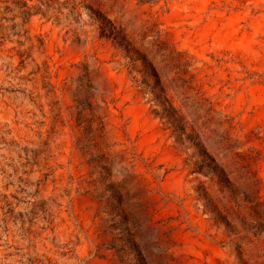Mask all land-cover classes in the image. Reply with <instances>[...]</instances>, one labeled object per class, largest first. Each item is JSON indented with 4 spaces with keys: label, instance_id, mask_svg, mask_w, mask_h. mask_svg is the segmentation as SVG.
<instances>
[{
    "label": "rangeland",
    "instance_id": "obj_1",
    "mask_svg": "<svg viewBox=\"0 0 264 264\" xmlns=\"http://www.w3.org/2000/svg\"><path fill=\"white\" fill-rule=\"evenodd\" d=\"M0 264H264V0H0Z\"/></svg>",
    "mask_w": 264,
    "mask_h": 264
}]
</instances>
